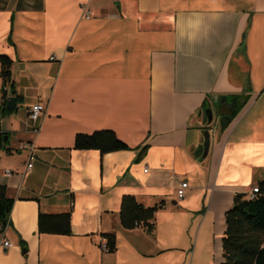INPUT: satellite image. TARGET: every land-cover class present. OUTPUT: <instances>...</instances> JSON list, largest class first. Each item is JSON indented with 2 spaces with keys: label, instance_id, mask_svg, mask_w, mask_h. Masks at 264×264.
<instances>
[{
  "label": "crops",
  "instance_id": "1",
  "mask_svg": "<svg viewBox=\"0 0 264 264\" xmlns=\"http://www.w3.org/2000/svg\"><path fill=\"white\" fill-rule=\"evenodd\" d=\"M0 54L16 97L0 117V184L13 199L0 264L223 261L225 212L264 178V0H0ZM229 95L246 101L223 129L226 109L212 107L202 156V103ZM99 129L129 149L73 147ZM126 194L163 202L152 230L121 225ZM39 212H69L71 233H39ZM109 233L114 251L100 245Z\"/></svg>",
  "mask_w": 264,
  "mask_h": 264
},
{
  "label": "trees",
  "instance_id": "2",
  "mask_svg": "<svg viewBox=\"0 0 264 264\" xmlns=\"http://www.w3.org/2000/svg\"><path fill=\"white\" fill-rule=\"evenodd\" d=\"M11 59L0 54V116L7 113V86L13 91L11 80ZM229 100L235 99L226 112L220 114V129L226 127L246 101L244 95L226 96ZM210 101L202 103V111ZM3 131L0 130V142ZM75 149H97L100 153L114 150L129 149L128 145L117 137L111 129H99L91 133H77L74 137ZM201 152L198 151L197 156ZM258 192L252 197L237 193L233 197L232 206L225 212L226 228L222 238L223 261L219 264H264V178L257 182ZM13 199L6 196L5 187L0 184V224L6 226ZM159 202L152 206H144L133 195H123L120 204V223L125 228L138 225L152 230V219L157 209L162 206ZM37 231L39 233L70 234L69 212L59 214L38 213ZM108 251L115 249V236L112 233L104 234Z\"/></svg>",
  "mask_w": 264,
  "mask_h": 264
},
{
  "label": "built area",
  "instance_id": "3",
  "mask_svg": "<svg viewBox=\"0 0 264 264\" xmlns=\"http://www.w3.org/2000/svg\"><path fill=\"white\" fill-rule=\"evenodd\" d=\"M83 16L85 18H89L90 17V12L89 10L86 8V7H83ZM1 95V93H0ZM44 111V106L40 103H37V104H34L33 106H31L28 110V118L35 122L43 113ZM1 117V116H0ZM32 129L33 130H37V127L35 125L32 126ZM22 148L24 149H28L29 150V158H28V163H27V167L31 166V161L33 160V146L29 145L28 143H23L21 145ZM6 173L8 174L9 171H6ZM188 187V183L186 181H181L178 185V188L176 190V195L181 198L184 193H185V190L186 188ZM259 190H258V186L257 185H254L251 187L250 189V192H249V197H252L254 196L255 193H257ZM6 226H1L0 224V234H3L4 233V230H5ZM1 245L4 249H6L9 245H10V242L6 239H2L1 241ZM100 245L103 249H107V246H106V238H102L101 242H100Z\"/></svg>",
  "mask_w": 264,
  "mask_h": 264
},
{
  "label": "water",
  "instance_id": "4",
  "mask_svg": "<svg viewBox=\"0 0 264 264\" xmlns=\"http://www.w3.org/2000/svg\"><path fill=\"white\" fill-rule=\"evenodd\" d=\"M235 99L229 100L226 96H215L213 98V102H209L208 106L203 109L202 116L207 123L212 121L213 117V106L215 104H224L227 106H232L235 103ZM16 108V97L15 96H8L5 104V109L7 112H13ZM218 112L214 108V113ZM209 147V133L207 131H203V142H202V156L207 154V150Z\"/></svg>",
  "mask_w": 264,
  "mask_h": 264
},
{
  "label": "rangeland",
  "instance_id": "5",
  "mask_svg": "<svg viewBox=\"0 0 264 264\" xmlns=\"http://www.w3.org/2000/svg\"><path fill=\"white\" fill-rule=\"evenodd\" d=\"M215 110H216V109H215ZM214 114H216V113H214V110H213V118H212L211 124H209L208 127H206V128L204 129V131H207V132L209 133V135H210V133H211V130L213 129V124H214V123L217 124V122L215 121V120H216V117L214 116Z\"/></svg>",
  "mask_w": 264,
  "mask_h": 264
},
{
  "label": "flooded vegetation",
  "instance_id": "6",
  "mask_svg": "<svg viewBox=\"0 0 264 264\" xmlns=\"http://www.w3.org/2000/svg\"><path fill=\"white\" fill-rule=\"evenodd\" d=\"M220 106H221L223 109H226L227 107H231V106H227V105H224V104H220Z\"/></svg>",
  "mask_w": 264,
  "mask_h": 264
}]
</instances>
